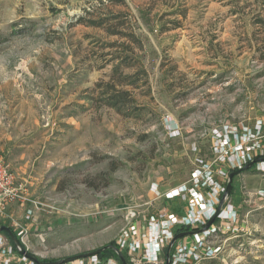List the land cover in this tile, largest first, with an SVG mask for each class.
Segmentation results:
<instances>
[{
  "label": "rangeland",
  "instance_id": "1",
  "mask_svg": "<svg viewBox=\"0 0 264 264\" xmlns=\"http://www.w3.org/2000/svg\"><path fill=\"white\" fill-rule=\"evenodd\" d=\"M0 34V157L26 198L0 227H24L41 261L115 242L128 212L166 204L153 183L163 195L213 164L216 131L264 120V0H0ZM129 56L147 76L125 88L127 117L98 84ZM259 190L253 169L233 179L237 222L197 264H264Z\"/></svg>",
  "mask_w": 264,
  "mask_h": 264
},
{
  "label": "built area",
  "instance_id": "2",
  "mask_svg": "<svg viewBox=\"0 0 264 264\" xmlns=\"http://www.w3.org/2000/svg\"><path fill=\"white\" fill-rule=\"evenodd\" d=\"M211 138L213 164L202 162L203 168L195 170L188 183L169 189L163 195L160 185L153 183L151 192L166 202L155 213L128 212L126 225L118 233L115 244L131 264H165L170 243L177 235L187 232L192 234L174 244L170 264H197L215 258L221 252L220 246H211L208 241L221 232L230 231L238 219L237 211L231 205H224L218 213L229 173L258 160L252 169L264 174V120H256L242 132L238 127L225 126ZM15 182L10 165L0 157V212L16 202L26 201L22 186L17 188ZM257 195L259 200H264V190H259ZM33 214L32 209H26L24 220L31 221ZM213 219L215 221L208 226ZM12 227L16 236L23 239L27 230L18 223H13ZM16 254L9 239L0 235V264H15ZM23 259L25 264H36L24 256ZM66 264L121 262L94 254Z\"/></svg>",
  "mask_w": 264,
  "mask_h": 264
},
{
  "label": "trees",
  "instance_id": "3",
  "mask_svg": "<svg viewBox=\"0 0 264 264\" xmlns=\"http://www.w3.org/2000/svg\"><path fill=\"white\" fill-rule=\"evenodd\" d=\"M2 37H3L2 34H0V44L4 41L3 40L4 38H2ZM138 43H140L139 47L142 49L143 46H142L141 42L138 41ZM259 51H261V49ZM131 53H133V52H131ZM261 57H262V59H264V51L262 52ZM131 59H133L131 56L125 57L123 59L124 62L122 64L114 65L112 73H111V80L106 84H104V83L98 84V88H102V90H101V101L104 102V105L108 106L109 108L115 109L119 114L127 116V117H130L132 115V113L130 111L132 110L131 107L133 106V104L136 103V99L133 97L131 91L125 90V88L130 87V86L135 87V85H138L136 83H139L142 79V78H139L140 75L147 76L146 71L139 68L137 66V64H135V62H132ZM121 65H124V68H126V69H129V70L134 69V70H133V72H131L129 74H125L123 72V68H121ZM129 109H131V110H129ZM252 168L253 167H251V169ZM1 234H4L9 239V241L11 242V244L13 246L14 251L17 254H20L19 250L16 248V246L10 240L9 236L6 233H1ZM15 237H16V235H15ZM18 241L20 243V246L24 249L25 248L24 245L20 242V240H18ZM110 245L117 248L115 242H112L107 246H110ZM100 255L104 258H113V259H116L120 262L117 254L112 249H105L104 251H102L100 253ZM124 256L126 257L128 263L131 264L129 262L126 254H124ZM44 262H46V261H44Z\"/></svg>",
  "mask_w": 264,
  "mask_h": 264
},
{
  "label": "water",
  "instance_id": "4",
  "mask_svg": "<svg viewBox=\"0 0 264 264\" xmlns=\"http://www.w3.org/2000/svg\"><path fill=\"white\" fill-rule=\"evenodd\" d=\"M256 162H258V160H255L254 161V163H256ZM253 164H250V165L246 166L241 171H237V172H234V173H231L230 174L229 181H228V184H227V189H226V192L223 195V198H222V201H221V205H220V207L218 209V213L221 211V209L223 208V206L225 205V203L227 202V200L231 196L232 187H233V179L236 176H238L240 173L245 172V171H248L249 169H251V167H252ZM214 221H215V219H213L212 221H210L208 223V226H210ZM1 233H6L9 236L10 240L13 242V244L16 246V248L19 250L20 254L22 256L30 259L31 261L35 262L36 264H66V263L75 261V260L80 259V258L89 257V256L94 255V254H100L105 249H112V250H114L115 253L117 254V256H118L121 264H129L128 261H127V259H126V257L124 256V254L119 249H117V248H115V247H113L111 245L110 246H106L105 248H101V249H99L97 251H94V252H89V253H85V254H81V255H77V256H72V257L65 258V259H62V260H57V261H54V262H44V261L39 260L37 257L33 256L32 254H30L26 250V248L23 249L20 246V243H19L18 239L15 237V234L13 233V231L11 229H9L7 227H0V234ZM189 234H192V232H187V233L179 234V235H177L173 239V241L170 243V245L168 246V248L166 250V263L165 264H170V253H171V250H172L174 244L179 239H181L185 235H189Z\"/></svg>",
  "mask_w": 264,
  "mask_h": 264
},
{
  "label": "crops",
  "instance_id": "5",
  "mask_svg": "<svg viewBox=\"0 0 264 264\" xmlns=\"http://www.w3.org/2000/svg\"><path fill=\"white\" fill-rule=\"evenodd\" d=\"M14 233V232H13ZM15 234V233H14ZM16 235V234H15Z\"/></svg>",
  "mask_w": 264,
  "mask_h": 264
}]
</instances>
